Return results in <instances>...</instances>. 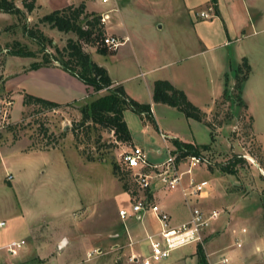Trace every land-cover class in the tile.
<instances>
[{
  "label": "rangeland",
  "instance_id": "1",
  "mask_svg": "<svg viewBox=\"0 0 264 264\" xmlns=\"http://www.w3.org/2000/svg\"><path fill=\"white\" fill-rule=\"evenodd\" d=\"M14 1L23 11V15L0 12V118L4 113L7 114L4 126L0 129V220L6 222V226L0 230V241L29 236L27 243L33 245L37 252L39 246L48 243L50 237L58 236L63 237L62 244L69 245L60 257V263L56 264H132L127 258L131 253L132 244L128 235L124 237V223L119 216V210L126 207L124 203L127 202L124 184L127 182L129 188L130 184H137L131 172L127 174L126 171L119 176L113 173V163L121 164L124 153L131 146L115 141L112 132L100 127L79 128L81 113L75 104L41 113L37 112L36 106L23 105L24 90L19 86L24 85L23 75L32 70L34 63L45 64L47 59L51 60V64L44 66L61 67L57 60L60 54L56 48L62 51L69 40L76 41L78 38L73 33L59 32L41 22L44 15L53 12L47 4L42 10L36 8L29 14L23 7V0ZM116 2L110 0L108 11H116L118 6L120 8L129 5V1ZM155 3V9L160 12H167L166 9H169L164 21L171 23V27L162 19L164 28L156 29L153 24L155 28H152V31L150 23L154 19L145 16L146 12H139L148 5L151 7L149 2L144 0L139 2L136 8L129 6L120 12L126 26L134 30L133 33L139 42V45L135 46L139 59L143 58V54L152 52V49H148L150 40L161 42L160 50L169 53L173 46L166 38L173 35L177 37L181 32L177 30L174 21L179 18L182 1L156 0ZM260 3L264 5V0ZM162 6H165L164 10ZM211 7L206 5L198 11L208 13ZM235 7L243 11L240 2H237ZM147 11L153 13L150 8ZM216 11L214 7L212 12ZM87 12L101 17L107 13L111 15L110 12L103 14L106 11L96 8ZM117 14L119 12L115 13L114 17ZM211 16L209 14L206 19ZM257 26L247 29L248 34L252 33L247 38L200 55L198 59L204 62V72H198L199 75L194 79L196 84L206 83L208 89L214 93L218 75L225 66L221 64L222 68L218 69L211 59L216 58L219 62L228 60V88L235 95V68L242 58L247 56L252 65V72L242 96L245 105H241L233 95V99L221 96L213 107L208 109L209 105L205 104L201 107L203 111L208 109L204 122L189 119L177 108L165 105H156L154 114L164 133H174L182 140L210 146L209 150L202 149V155L211 162L207 165L209 172L201 169L205 166L203 164L199 166L202 171L195 168V174L199 170L201 178L208 180L210 184L212 194L207 201V209L222 206V209L226 210V217H253L255 228L262 232L264 22L262 26ZM28 29L41 30L53 40V45L41 44L29 35ZM16 42L32 51L35 56L13 55L11 52L15 49ZM97 46L103 47L101 40ZM83 48L91 55L93 61L108 68L112 76L117 77L116 70L121 64L119 55H112L115 51L102 55L97 53L96 46L83 43ZM222 77L224 90L225 76ZM140 80L142 79L132 83L138 84ZM124 115L131 126L134 142L146 145L149 136V145L152 147L164 148L170 144L172 136L168 137L166 144L156 127L145 118L130 109L125 111ZM143 127L147 128L148 135L143 131ZM22 151L31 154L20 155ZM39 151L51 153L40 154ZM236 156L242 160L234 166L236 173L223 172L222 167L228 165ZM222 214L223 218L225 213ZM29 225H33L30 235L27 228ZM128 225L134 227L136 224L129 222ZM222 233L223 229L220 227L216 233L205 237V247L208 243L219 244V247L230 244L229 235L223 237ZM83 245L88 246V252H83ZM27 248L28 245L16 258L4 255L0 264H50L49 252V255L44 257L36 255V252L33 254L31 249ZM190 250H193L192 246L184 248L186 252ZM176 252L178 251L172 253L171 257L175 256ZM42 258H47V262Z\"/></svg>",
  "mask_w": 264,
  "mask_h": 264
},
{
  "label": "crops",
  "instance_id": "2",
  "mask_svg": "<svg viewBox=\"0 0 264 264\" xmlns=\"http://www.w3.org/2000/svg\"><path fill=\"white\" fill-rule=\"evenodd\" d=\"M116 1L118 0H114V2ZM123 1H129V5L121 6L120 8L118 6L117 9L115 8L116 11H108V7L111 5L110 0H108L106 3L103 2V0H78L76 2L74 0H37L36 6L39 10H42V8L45 7V4H47L50 6L52 11H55L70 5H78L84 2L86 4L87 10L96 8L106 11L103 14L110 12V19L106 21V26L104 25L107 34L119 37L121 39L129 38V41H127L117 51H115L114 54H112L115 56L119 55L118 60L119 64H121V66L116 70L118 73L117 77H113L110 70L105 67L113 80V86H122L125 89L127 95L139 104L152 105L154 122H151L147 118L145 120L152 123L156 127L166 144L167 140H169L168 137L172 136L170 144L168 143L164 148H155L150 146L149 136L147 139L148 143H146V145H140L133 140L134 147L143 149V151L147 154L151 167L141 170L143 174L150 177L149 190L144 192L140 190L138 185L131 186V184L130 188L126 190L124 189L127 202L124 203V206L126 207H123L119 210V216L121 210H127L129 213L125 218L120 216L124 223V237H127L128 235L129 241L131 242L130 244H132L131 253L127 256L128 260L132 254L143 258L149 256L151 253V247L147 237L149 235L158 234L161 230V223L154 213L146 212L144 214H134L131 212L130 208L135 198L143 196L149 197L153 202L162 206L163 209L170 215L173 226H179L188 222L191 218L192 209L195 207H199L207 215L215 211L219 212L218 219L212 220L208 228L204 231L203 247L208 264H221L220 261L224 257H229L234 264L239 262H244L245 264H259V262H262L264 264V231L259 232L257 228H255L253 217L243 218L234 215L226 217V210L222 209V206L221 208H212L208 210L207 201L212 194L210 188H208L202 196L198 198H192L190 201L185 200L181 190L178 189L171 191L167 189L165 181L159 176L158 170H156L154 167L156 165L163 164L166 161L168 154L171 152L177 156V167L179 172L183 174L184 186H188L192 180L195 182L206 180L201 178V174L199 172L202 171L201 169H204L207 173L209 171L207 169V165H205L201 169H199V166L196 167L200 170H198V173L196 174L195 168L191 173L187 172L189 170V164L184 159V157H179V150L177 149L174 141L179 140L181 142L192 143L197 146L204 145H199L192 141L182 140L177 134L174 133H164L161 130L154 113L156 105H168L161 103L155 104L153 102L155 82L157 80H167L177 89L184 91L189 100L200 109L203 104L209 105L208 109L213 107V104L216 102V100L222 96V76H225L229 72V61L227 60L225 62L223 60V62H219L216 58H213V60L211 59L218 69L222 68L221 64L225 66V68L221 69L223 71H220V74L218 75L219 80L214 87V93H212V91L208 89L206 83H194V79H196V76L199 75L198 72L201 70L204 72V62L198 59V57L200 55L211 53L212 51L221 47L230 46L234 42H239L241 38H247L250 36L252 33L248 34L247 29L258 27L257 25L262 26V23L264 22V5H261V0H217V4L214 6L216 7L217 11L216 13H213L212 11L214 7L211 0H181L182 7L178 12L179 18L174 21L177 30H181V32L178 33L177 37L172 34L173 36L166 38L167 41L172 44V50L169 53L163 52L160 50V47L162 46L161 42H153L150 40L148 49H152V52L143 54V58L139 59L138 51H135V46L139 45V42L136 39V35L133 33L134 30L126 26L123 16L120 12L125 7L130 6L136 8L138 3L143 0ZM144 1L149 2L151 7L148 5L145 9L140 10L139 12H146V14H144L145 16H149V18L154 19L150 23L151 29L155 27L156 29L157 27H159V29H163L164 24L161 21L162 19L163 21L165 20V16H167L169 13V9H166L167 12H160L159 9H155L156 0H151V2L149 0ZM237 2L241 3L243 7L242 12L239 11V9L237 10L235 7ZM206 5L207 7L208 5L212 6L209 9L210 11H208V13L212 15L210 19L202 18V13L198 11ZM164 7L165 6H162L161 8L164 10ZM149 8L153 11V13H148L147 10ZM117 12H119V14H117L118 16L116 15L114 17V14ZM205 13L208 14L207 12ZM165 23L168 24V27H171V23ZM150 38L153 39L152 37ZM175 49H177V51ZM244 57L248 58L247 56ZM23 76V79L26 81L24 80V85L19 84V86H21L24 90V94L28 93L33 96L43 98L58 103L63 107H68L70 104H75L78 106V108H80L81 106L106 93L104 91L99 93L93 92L92 88L88 87L77 76L58 66L40 67L37 70H30L26 72ZM140 78L142 80L138 81V84L132 83L134 80ZM27 82H32V84L28 83V85ZM196 85L197 87H195ZM246 105L248 106L247 103ZM208 109L206 111H203L202 109L201 110L207 113ZM141 117L144 118L143 116ZM147 121L145 124H147ZM127 124L133 136L131 126L128 122ZM143 128V131L147 134V128ZM134 147H129L128 151H131V149ZM39 153L50 154L51 152L39 151ZM53 153L58 155L55 152ZM30 154L31 153L22 151L20 155ZM128 191H130V193H128ZM222 211L225 213L223 218ZM23 215L24 219H26V214L24 213ZM128 221L136 225H134V227L133 225H128ZM126 222L128 223L126 224ZM33 225H29L27 227L29 230V235ZM220 227L223 229L222 236L224 237L225 235H229L231 243L223 247H219V244L215 245V243H208L205 247V237L216 233ZM244 229L246 230L245 233L243 232ZM28 237H23L20 239L12 238L8 241H0V244H7L14 240H25L26 245H28L27 250L31 249V252L35 254V247L27 243ZM62 239L63 237L58 236L50 237L48 243L45 242L39 246L36 255L46 257L50 253V264L60 263L59 261L62 260L60 257H62V254L65 253L67 246L69 245L62 244ZM238 242H241V248L237 247ZM26 245L24 248H26ZM198 245L199 244L185 246H192L193 250H190L189 252L184 251L185 247L179 248L175 250L178 251L176 252L175 256H172L171 258L159 264H200V259L197 254ZM83 247V252H88V246L85 247V245H83ZM46 259L42 258L45 263L47 262ZM20 261H22V259Z\"/></svg>",
  "mask_w": 264,
  "mask_h": 264
},
{
  "label": "trees",
  "instance_id": "3",
  "mask_svg": "<svg viewBox=\"0 0 264 264\" xmlns=\"http://www.w3.org/2000/svg\"><path fill=\"white\" fill-rule=\"evenodd\" d=\"M36 1L37 0L22 1L23 7L29 14L37 8ZM211 2L214 6H216L217 0H211ZM0 12L18 16L24 14L23 11L15 4L14 0H0ZM41 22L48 24L52 29H56L59 32L73 33L77 36L78 40H69L67 46L62 51L56 48V51L60 54V57L57 60L60 62V65L64 70L81 79L88 87L92 88L93 92H106L104 95L79 108L81 120L78 127L83 129L91 126L100 127L103 130L112 132L115 141L132 146L133 137L124 116L125 111L130 109L143 116L145 119L147 118L151 122H154L152 105L139 104L127 95L122 86H113L114 83L108 70L93 61L91 55L84 50L83 43L90 44L97 47V53L108 55L109 51L107 47L97 46L99 40H101V44L103 45L102 41L107 34L105 26L102 23V17L95 13H88L86 4L82 2L79 5H70L44 15L41 18ZM27 32L41 44L49 43L53 45V40H50L41 30L28 29ZM14 48L15 49H13L11 53L15 56H35L32 51L27 48H23V46H20L18 42L14 44ZM49 64H51V60L47 59L45 60V64L42 62L34 63L31 66V69L37 70L40 67H44V65ZM251 72L252 66L248 58L244 57L240 64L235 68V85L233 88L235 95L228 88V76H226V74L224 82L225 87L222 96L226 99H233V95L238 99L241 105H245L242 96L245 84L249 80ZM153 102L155 104L161 103L177 108L187 118L194 119L199 122L205 121L206 113L193 104L184 91L177 89L167 80H157L155 82ZM23 105L36 106L38 108V113L58 110L63 107L58 103L36 97L28 93L24 94ZM174 143L179 150V157H184L188 154L202 155V149H210L209 145L200 147L195 144L181 142L179 140H175ZM185 150L187 152H185ZM241 161V158L236 156L230 163H228V165L222 167V171L229 174L236 173L234 166H237ZM125 172L126 169L122 164L118 165L115 162L113 163V173L116 176ZM129 173L130 172L127 171V174ZM128 188L129 184L126 182L124 184V189L126 190ZM197 254L200 259V264H208L202 244L198 245Z\"/></svg>",
  "mask_w": 264,
  "mask_h": 264
},
{
  "label": "built area",
  "instance_id": "4",
  "mask_svg": "<svg viewBox=\"0 0 264 264\" xmlns=\"http://www.w3.org/2000/svg\"><path fill=\"white\" fill-rule=\"evenodd\" d=\"M108 2V0H103ZM201 17L208 18L209 14L202 13ZM110 19V15L107 13L102 17V23ZM129 38L121 39L112 35L106 34L102 43L107 47L108 51H117L122 45H124ZM7 114L4 113L0 118V129L4 126ZM166 139L165 137H163ZM185 152H187L185 150ZM181 154V153H180ZM184 159L189 164L188 173L200 165H209L210 160L203 155L188 154L184 156ZM177 156L172 152L168 154L166 161L161 165H156L154 168L158 170L159 176L165 181L168 190H181L183 197L186 201H190L192 198H198L206 192L210 184L208 180L195 182L191 181L188 186L183 185V174L179 172L177 167ZM121 164L126 171L131 172L134 177L135 183L139 186L141 191H147L150 188V177L141 172L142 169L151 167L147 154L143 149L134 147L131 151L125 152L121 161ZM134 214H144L146 212L154 213L160 223L161 230L158 234L149 235L147 240L151 247V253L149 256L143 258L132 254L129 257L131 263L137 264H159L169 259L172 253L182 247L202 244L204 245V231L208 228L212 220H216L219 217V212L215 211L211 214H205L199 207L192 209L191 218L188 222L173 226L170 215L163 209L162 206L153 202L149 197H137L130 208ZM127 210H121L120 216L125 218L128 216ZM6 226V222L0 221V230ZM245 233L246 230L244 229ZM26 245L25 240H14L7 244H0V259L6 255L10 258H16L20 255ZM237 247L241 248V242L237 243ZM221 264H234L229 257H224L220 261ZM192 264V263H188ZM237 264H245L239 262Z\"/></svg>",
  "mask_w": 264,
  "mask_h": 264
}]
</instances>
